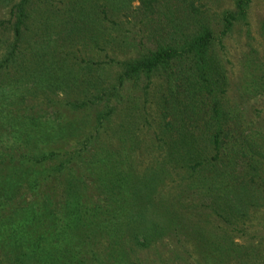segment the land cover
Segmentation results:
<instances>
[{"label": "rangeland", "instance_id": "obj_1", "mask_svg": "<svg viewBox=\"0 0 264 264\" xmlns=\"http://www.w3.org/2000/svg\"><path fill=\"white\" fill-rule=\"evenodd\" d=\"M19 1L0 0V21L11 20L0 28V61ZM110 2L28 0L17 54L0 68V221L13 210L39 216L45 205L48 222L36 224L53 226L71 252L69 221L61 220L69 219L72 194L79 212L102 206L109 235L89 233L85 264H264V152L246 187L219 182L228 171L221 161L193 173L192 160L201 159L188 153L203 156L206 147L197 139L180 149L183 160L170 155L173 139L160 109L167 77H121L123 61L207 22L222 109L264 147V0H250L245 19L225 34L223 13L235 0H157L161 12L150 16L133 2L104 18L100 9ZM212 155L207 151V160ZM248 167L242 160L233 171ZM112 174L123 178L120 189ZM111 215L122 219L117 229ZM119 232L113 251L110 237ZM12 250L0 245V264L15 263Z\"/></svg>", "mask_w": 264, "mask_h": 264}, {"label": "trees", "instance_id": "obj_2", "mask_svg": "<svg viewBox=\"0 0 264 264\" xmlns=\"http://www.w3.org/2000/svg\"><path fill=\"white\" fill-rule=\"evenodd\" d=\"M111 1L103 4V8L100 9L104 18L107 12L126 10L127 6L133 2H137L147 16L152 15L154 10L157 13L161 12L159 8H154L157 0ZM249 3L250 0H235V9L223 13L221 34L228 32L235 22L245 19ZM93 5L96 4H90V10L86 12L87 16H90L89 11L93 12ZM27 6L28 0H20L15 4V10L11 11V15L15 19L11 24L13 39L7 45L9 48L0 61V68L8 66L14 53L17 54L18 42L21 41L20 26L24 23ZM194 11L198 12L196 8ZM73 20L75 21V18ZM10 21V19L9 21H0V28ZM90 23V20H86L85 28ZM198 25L194 30L179 32L177 38L173 37L162 44L159 43L153 49L139 51L136 57L123 61L121 77L133 80L140 75L150 77L154 72H161L166 76L167 94L163 96L160 109L163 119L162 127L172 135L171 139H173L170 155L176 156L177 159L181 157L183 160L184 157L183 154L180 155V149L185 145L191 148V142L200 139L206 147L200 150V154L204 155L198 156V152L192 151L188 153V157L194 155L195 158L201 159L196 162L192 160L195 165L191 164L192 172L197 171L198 173L199 169L209 166L212 162L221 161L228 171L218 175L219 182L226 186L246 187L248 182L252 181V174H250L249 180L246 179V174L249 171L257 170V166L253 162H256V156L263 155L264 147L259 146L257 142H252L244 134L236 115L226 114L222 109L224 90L218 76L219 67L215 64L212 55L215 34L207 22H200ZM53 72H45V75L52 76ZM207 151L214 153L209 160H207ZM179 155L180 157H178ZM97 160L98 158L95 157V161ZM242 160L247 162L249 169H246L243 174H239L237 170L233 171V167H237ZM177 162L181 161L177 160ZM200 180L203 181L204 178L202 177ZM110 181L114 189H120L123 178L120 181L112 174ZM69 196L66 199V203L71 205H68L67 209L69 210L66 213L69 215V219H63L61 223L69 221V245L73 246V250H70L71 252L63 251L62 245L67 238L62 240L61 234L53 226L48 224L47 228H43L41 225H37L36 218L44 217L48 222L44 214L45 205L39 216H37V212L31 210L33 216L13 210L8 221H0V245L13 249L15 263L11 262V264H85L81 254L84 253L82 247L85 238L89 233H105L104 220L101 218L102 206L95 202L91 207L85 208L82 213L78 210V198L73 197L72 194ZM118 200L119 197L114 198V201ZM108 201L107 204H110L112 199L108 198ZM0 205L2 204L0 203ZM95 216L98 223L94 220ZM115 218L116 216L111 215L110 223L113 228L117 229L122 219ZM33 223L37 224L32 225ZM73 224L75 227L71 228ZM79 226L85 227L82 229ZM124 232L126 234L127 230ZM110 238H113L110 249L117 251L115 238L119 240L120 232Z\"/></svg>", "mask_w": 264, "mask_h": 264}]
</instances>
